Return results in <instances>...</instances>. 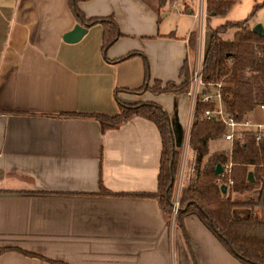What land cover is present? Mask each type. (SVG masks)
<instances>
[{
    "label": "crops",
    "instance_id": "crops-1",
    "mask_svg": "<svg viewBox=\"0 0 264 264\" xmlns=\"http://www.w3.org/2000/svg\"><path fill=\"white\" fill-rule=\"evenodd\" d=\"M80 5L87 16L113 14L118 22L123 34L105 52L101 23L77 41L64 39L78 23L68 0H0V247H6L0 264H194L176 218L164 215L157 198L133 194L158 189L162 138L156 123L136 115L102 131L88 113L118 112L115 88L144 83V55L151 84L180 81L186 59L191 66L192 58L205 57L202 30L192 22L163 26L166 4L160 11L146 0ZM119 97L163 105L177 146L184 143L189 93L122 90ZM258 110L264 115L258 106L246 118L264 120ZM100 178L120 194L95 193ZM185 225L199 264H247L196 213L186 215Z\"/></svg>",
    "mask_w": 264,
    "mask_h": 264
},
{
    "label": "trees",
    "instance_id": "trees-1",
    "mask_svg": "<svg viewBox=\"0 0 264 264\" xmlns=\"http://www.w3.org/2000/svg\"><path fill=\"white\" fill-rule=\"evenodd\" d=\"M81 1L68 0L76 20L86 26L101 23L103 32V51L123 33L113 14L107 16H87L81 8ZM148 3L154 5L150 0ZM235 0H208L211 15L226 12ZM166 4L162 0L159 11ZM264 5L255 4L254 10ZM211 17V16H210ZM210 40L203 61V79L209 90L219 87L229 113L237 119L264 104V34L253 30L250 16L240 20H227L212 26ZM236 29L233 37L227 38L224 33ZM191 52L196 47V32L189 37ZM138 51L128 52L119 59H124ZM145 60V80L136 88L116 87V99L119 110L116 114L93 112L88 115L97 118L102 131L118 128L133 116L140 115L156 123L162 138L158 189L133 193L140 196L157 198L160 207L168 219L172 214L175 202V190L180 165V149L176 144L168 110L160 103L152 100L124 101L119 97L122 90L141 93L150 90L154 93H188L191 86L192 69L186 59L180 69V81L154 79L151 84V71L148 58ZM199 94L195 103L193 120L189 134V146L196 154L197 173L195 180L183 184L179 196V209L176 223L182 230L190 250L194 264H199L194 244L185 225V217L196 213L204 223L216 234L226 248L238 259L247 264H264V135L258 139L257 131H245L243 140L236 139L232 148L216 147L212 150V141L223 137L226 124L219 116L206 117V109L215 110L216 100L204 101ZM233 161L231 174L216 172L218 163ZM249 166L253 167L254 179L248 176ZM235 178L234 184L229 177ZM226 183L227 189L222 191L221 185ZM98 194H120L106 187L100 178ZM244 207L249 210L246 215H237L235 210ZM6 247H0V251ZM16 249L29 254L45 257L34 251ZM55 262H59L54 260ZM65 264H68L64 262Z\"/></svg>",
    "mask_w": 264,
    "mask_h": 264
},
{
    "label": "rangeland",
    "instance_id": "rangeland-1",
    "mask_svg": "<svg viewBox=\"0 0 264 264\" xmlns=\"http://www.w3.org/2000/svg\"><path fill=\"white\" fill-rule=\"evenodd\" d=\"M154 5L158 6V4L162 0H150ZM263 0H235L234 3L229 7V9L224 13H217L214 15H211L210 11L207 10V18H209V24L212 26L220 25L227 20H240L244 19L248 16H250V23L252 25L261 22L264 25V5L258 7L255 12L252 13L254 10L255 4L257 2H262ZM172 7V5H174ZM187 4H190L193 8V12L189 13L186 11ZM208 5V0H167L166 6L163 8L164 11L167 13V16L162 17V24L163 26H166V24H176L179 23L178 26H188L189 23L192 22L194 28L198 31L202 30V45L208 46L209 40H210V34H211V28L208 25V20L205 17L203 22L201 21V18L198 16L201 12L202 8H206ZM164 6V5H163ZM207 9V8H206ZM182 11H185L182 13ZM181 32L184 29H179ZM236 29H229L224 33V36L227 38L233 37ZM198 42V40H197ZM197 48V45L195 47L194 52L195 53ZM207 48V47H206ZM193 55V54H192ZM191 69L192 73L195 70L196 62L195 59L192 58ZM257 108V107H256ZM260 113L261 119H264V115L262 114V111ZM259 116V115H258ZM193 120V112L191 110L190 115V124L188 125V132L187 136L184 140V143L181 146H178L180 149V165L178 169V175H177V182H176V190H175V199L179 200L180 191L183 186V184L193 182L196 177L197 173V160H196V154L194 153L193 149L189 146V134H190V128ZM212 150L216 147L220 148H229L231 149V143L226 140L224 137H219L217 140L212 141ZM235 179V178H234ZM235 182V181H234ZM234 184V183H233ZM232 184V185H233ZM176 214L174 212V208L172 211V214L170 216V220H175Z\"/></svg>",
    "mask_w": 264,
    "mask_h": 264
},
{
    "label": "built area",
    "instance_id": "built-area-1",
    "mask_svg": "<svg viewBox=\"0 0 264 264\" xmlns=\"http://www.w3.org/2000/svg\"><path fill=\"white\" fill-rule=\"evenodd\" d=\"M206 8H202L201 12L198 15L202 20H204V18L207 16L208 5L206 6ZM203 61L204 57H199L197 59L195 70L192 73L190 90L188 91L191 97V109L193 114L197 98L199 94L202 93V100L217 101V106L215 110H211L208 108L205 110L204 115L208 118L212 115L219 116V118L224 121V123L226 124V130L223 133V137L231 143V147L233 145L234 140H243L245 131H257V138L260 139L264 135V120L256 121L249 117L237 119L234 114L227 112L226 106L223 103L221 91L219 89V87L221 86V82H217L216 88L213 90H209L206 87L205 80L203 79ZM260 106L262 107V109H264V104H261ZM233 165V161H229L225 164H222L223 170L220 173L230 175ZM234 181L235 179L230 176L229 183L233 184ZM178 209L179 200L175 199L174 212L177 213Z\"/></svg>",
    "mask_w": 264,
    "mask_h": 264
},
{
    "label": "water",
    "instance_id": "water-1",
    "mask_svg": "<svg viewBox=\"0 0 264 264\" xmlns=\"http://www.w3.org/2000/svg\"><path fill=\"white\" fill-rule=\"evenodd\" d=\"M88 26L83 25L82 23H76L72 29L64 33V39L66 41H77L85 34L87 31ZM253 30L259 34H264V25L261 22H258L253 25ZM223 170L222 163H218L216 166V172L220 173ZM248 176L250 179H254L253 171L248 172ZM221 189L223 192L226 191L227 185L226 183H223L221 185Z\"/></svg>",
    "mask_w": 264,
    "mask_h": 264
}]
</instances>
